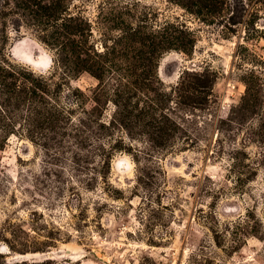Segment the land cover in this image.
<instances>
[{"label": "rangeland", "instance_id": "374dc122", "mask_svg": "<svg viewBox=\"0 0 264 264\" xmlns=\"http://www.w3.org/2000/svg\"><path fill=\"white\" fill-rule=\"evenodd\" d=\"M0 264H264V0H0Z\"/></svg>", "mask_w": 264, "mask_h": 264}, {"label": "trees", "instance_id": "16d2710c", "mask_svg": "<svg viewBox=\"0 0 264 264\" xmlns=\"http://www.w3.org/2000/svg\"><path fill=\"white\" fill-rule=\"evenodd\" d=\"M190 3L192 5L194 3H197L200 6H202L204 9H206L208 12L216 13L219 9V5L222 3V0H190Z\"/></svg>", "mask_w": 264, "mask_h": 264}, {"label": "bare ground", "instance_id": "6f19581e", "mask_svg": "<svg viewBox=\"0 0 264 264\" xmlns=\"http://www.w3.org/2000/svg\"><path fill=\"white\" fill-rule=\"evenodd\" d=\"M27 61V60H26Z\"/></svg>", "mask_w": 264, "mask_h": 264}]
</instances>
